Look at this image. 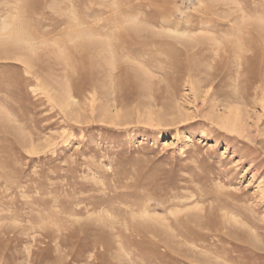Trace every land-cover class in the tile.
I'll return each mask as SVG.
<instances>
[{
    "label": "rangeland",
    "instance_id": "obj_1",
    "mask_svg": "<svg viewBox=\"0 0 264 264\" xmlns=\"http://www.w3.org/2000/svg\"><path fill=\"white\" fill-rule=\"evenodd\" d=\"M0 264H264V0H0Z\"/></svg>",
    "mask_w": 264,
    "mask_h": 264
},
{
    "label": "bare ground",
    "instance_id": "obj_2",
    "mask_svg": "<svg viewBox=\"0 0 264 264\" xmlns=\"http://www.w3.org/2000/svg\"><path fill=\"white\" fill-rule=\"evenodd\" d=\"M84 40H85V39H84ZM85 42H86V41H85ZM81 44H82V43H81ZM88 45H89V44H88ZM237 45H238V44H237ZM244 48H245V47H244ZM251 71H252V69H251ZM251 71H250V72H251ZM250 72H249V73H250ZM252 72H253V71H252ZM254 73H255V71H254ZM252 74H253V73H252ZM251 76H252V75H251ZM254 76H255V74H254ZM228 119H229V118H228ZM227 121H228V120H227ZM234 121H235V120H234ZM227 123H228V122H227ZM57 222H58V221H57ZM45 228H46V227H45ZM61 229H62V228H61ZM133 233H134V232H133ZM100 237H101V236H100ZM107 245H108V244H107ZM106 247H107V246H106Z\"/></svg>",
    "mask_w": 264,
    "mask_h": 264
}]
</instances>
